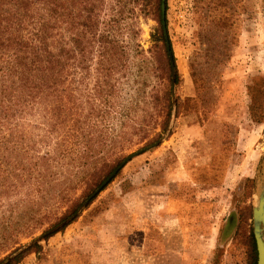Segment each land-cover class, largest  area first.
Masks as SVG:
<instances>
[{
	"label": "rangeland",
	"instance_id": "374dc122",
	"mask_svg": "<svg viewBox=\"0 0 264 264\" xmlns=\"http://www.w3.org/2000/svg\"><path fill=\"white\" fill-rule=\"evenodd\" d=\"M166 1L179 73L174 95L157 16L142 12V0L99 1L100 31L112 27L119 68L102 76L97 52L84 79V64L70 62L65 130L112 132L122 120L132 141L114 162L147 149L70 224L41 237L15 264H252L254 247L257 263L253 207L264 177V0ZM134 23L139 33L132 40ZM155 105L158 123L150 116ZM43 119L36 111L18 123L16 138L35 144L33 151L48 149ZM87 192L83 186L73 199ZM73 203L6 243L0 259L62 223L54 225Z\"/></svg>",
	"mask_w": 264,
	"mask_h": 264
},
{
	"label": "trees",
	"instance_id": "16d2710c",
	"mask_svg": "<svg viewBox=\"0 0 264 264\" xmlns=\"http://www.w3.org/2000/svg\"><path fill=\"white\" fill-rule=\"evenodd\" d=\"M99 1L0 0V249L69 202L74 203L68 205L69 211L54 225L76 213L120 165L125 157L114 162L115 157L132 141L122 129L126 125L122 120L112 132L65 130V84L70 62L74 61L76 67L84 64V79L90 76L92 64L88 62L97 52L102 59L96 69L102 76L109 77L119 68V42L113 37L112 27L106 24L100 31ZM142 2L144 14L157 16V38L168 52L162 27V0ZM165 5L168 6L167 1ZM131 31L132 40L136 39L139 29L135 23ZM135 49L139 50L137 44ZM106 56L110 62H106ZM175 81L179 82L178 71ZM97 93L101 95L102 90ZM154 99L158 101V95ZM155 107L156 112H150V116L158 123L160 109ZM171 109L170 101L162 133L167 129ZM36 111L44 118L42 136L48 138L42 141L48 145L42 152L33 151L35 144L16 138L19 121ZM58 134L59 139L51 144L52 137ZM83 186L88 192L75 201V192ZM26 252L7 262L0 259V264H15ZM252 257L254 264L255 247Z\"/></svg>",
	"mask_w": 264,
	"mask_h": 264
},
{
	"label": "water",
	"instance_id": "95a60500",
	"mask_svg": "<svg viewBox=\"0 0 264 264\" xmlns=\"http://www.w3.org/2000/svg\"><path fill=\"white\" fill-rule=\"evenodd\" d=\"M166 0H162V27L165 34L166 42L168 45L169 50V57L171 60L172 65V71H173V84H172V94L174 95V87H175V75H176V65L174 61V55L173 51L171 49L170 41H169V35L167 30V22H166ZM174 101V97H173ZM164 137H162L159 141L155 143L157 145L163 140ZM147 147L141 148L138 151H135L131 154H129L127 157H125L120 165L109 175V177L93 192L91 195L83 202V204L79 207V209L68 217L66 220H64L59 225L53 227L52 229L48 230L46 233L41 235L40 237L34 239L32 242L28 243L27 245L23 246L22 248L18 249L13 255L9 256L5 259L4 262H7L14 257H16L18 254L26 250L28 247H30L33 243L37 242L41 237H44L45 235H48L60 227L70 223L75 217H77L80 212L90 203V201L115 177V175L118 173V171L133 157L139 155L143 151H145ZM253 234L256 242V248H257V263L256 264H264V177L263 181L259 187L258 196H257V202L253 207Z\"/></svg>",
	"mask_w": 264,
	"mask_h": 264
}]
</instances>
